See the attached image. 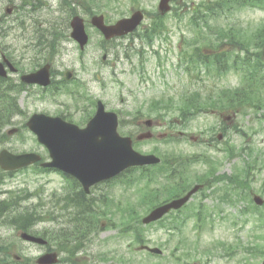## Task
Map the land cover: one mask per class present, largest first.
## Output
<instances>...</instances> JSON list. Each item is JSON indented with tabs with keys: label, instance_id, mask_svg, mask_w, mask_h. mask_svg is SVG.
I'll use <instances>...</instances> for the list:
<instances>
[{
	"label": "rangeland",
	"instance_id": "1",
	"mask_svg": "<svg viewBox=\"0 0 264 264\" xmlns=\"http://www.w3.org/2000/svg\"><path fill=\"white\" fill-rule=\"evenodd\" d=\"M200 0H180V3L195 4ZM158 0H100L98 3L102 8V13L106 15L107 20L115 21L117 18L125 15L131 5L134 3L142 9L152 11L157 8ZM60 5V0H48L46 8H42L39 11L30 13L27 12L21 14L24 19V25L26 28L25 35L29 34V31L37 25V20L40 19L41 22H63L66 15L60 13L57 9ZM176 3H174V6ZM6 4H0V16H4L7 21H9L12 26L15 25L17 21V11H13L10 14H5ZM94 10V6L90 4ZM185 12L188 11V6H184ZM77 12L81 15L87 24L86 28L90 35V42L86 49L83 51V55L80 56L79 48L73 40H65L62 44V53L56 57L53 66L55 69L66 70L70 69L73 72L74 78L82 81L88 88L90 95L93 99H101L106 108L113 110L118 113L119 120H128L131 118V113L134 112L136 108H140V114L145 117H152L154 113L149 112V106L153 99L166 98L168 96H173L177 98L185 90L199 89L201 86V80L191 79L187 76L182 69H178V50L182 44V38H190L193 32L190 26L187 24L188 14H186L185 19L182 22H175L172 18V11L166 14L168 34L166 39L158 38L155 40L153 47H148L144 45L141 40L131 39L130 37L119 38L112 42V44L107 45V60L102 61L101 56L105 52L100 46V36L92 26H90L89 19L90 16L81 7L77 8ZM264 20V10L244 8L234 11L222 17L221 25L227 26L232 24H239L243 27H255L259 22ZM144 24L149 21L146 17ZM8 39L3 40L0 38V53L12 52L17 58L20 57L19 51L13 52V48H19L24 45V41L21 39L19 34L21 33L20 27L15 29H9ZM70 38V37H69ZM137 38V37H136ZM143 49V54L145 56V69L143 79L140 76V72H134L135 66H139V59L137 57V49ZM24 51L23 49H21ZM154 51L158 53L155 54ZM128 55H127V53ZM28 57V54H25ZM24 57L23 64H25L28 59ZM238 83V77L234 74H227L222 79L207 78L202 73V93L216 89L222 86H233ZM71 85V84H70ZM200 90V89H199ZM31 92L36 93L37 89L35 87L31 88ZM31 93L29 96L22 93L18 97V102L20 106L26 110L27 114L33 112H45L47 114L55 115L60 111L66 109V103L72 101L69 95L61 94L56 95L54 98L48 97H37ZM40 94V93H38ZM74 118H83L84 112L82 111H71ZM176 116L173 112L169 113L165 122L161 124L160 127L155 129V135L148 141H141L139 144L134 145L135 149L140 152H150L155 146L159 150H181L188 154L193 152H199L200 150L212 153L216 157L220 158L222 163L219 166L218 171L225 173L227 175L238 173L242 167H244V161L256 162L257 168L253 170L254 180L249 182L250 189L244 192H236L240 197L243 198L241 201H237L236 204L228 206L225 203L220 204V202L213 196L207 197L204 203L209 207L213 208L215 205H221L225 214H232V220H238L237 225L231 226L230 222L216 223L213 230L205 231L202 234V242L204 246H210L212 243L219 241H225L227 243L236 242V238L240 242L246 243L248 240H253V226L250 223L242 224L241 219L244 217L239 212L240 208L244 205H248L249 199L252 198V193H258L264 190V119L262 120L258 116L253 114L246 115L244 117L237 116L238 125L247 131V135L241 136L237 135L233 143L236 146L237 157L232 159H227L224 153H216L214 150H209V148L199 145L198 142L191 144L188 139L177 143H172L166 145L162 142L161 138L164 135L176 134L180 135L179 132H185L188 134L196 135L199 133L201 127L202 130L213 123V116L211 113H203L196 115L189 122L188 127L185 129H176L175 125H168V119L176 120ZM16 126H20L21 118H16ZM11 126H6L4 130H7ZM138 128L136 126H126V124L119 123L120 132L128 135L129 133L136 137L139 133L144 132L143 128ZM186 138V137H185ZM246 145L248 148L240 155V146ZM6 147L8 149H17V151H36L42 153L45 151L44 147L41 146L36 140L35 136L26 131L24 133V139L16 137V135L9 136L7 140L0 144V149ZM244 178V173H238ZM34 179L36 183H44L46 179H50L51 183L47 190L53 187L59 186L60 182L56 174L49 175H34L32 169L26 173V175L20 174L15 181L9 182L7 185L0 184V189L7 190L15 188H22L27 186H34L32 183ZM245 179V178H244ZM217 186V185H216ZM264 192V191H263ZM3 195V194H2ZM0 195V197L2 196ZM126 195V194H125ZM124 195V196H125ZM261 195V194H260ZM262 196V195H261ZM264 197V196H263ZM124 200V197H123ZM23 204H31L30 201H23ZM46 225L41 224L38 228H43ZM114 231L106 230L100 233L96 237V242L91 244V250L95 251L100 245V238L113 234ZM149 236L151 238L152 245L162 244L164 249V254L161 257H149L144 253H136L133 256L137 259V262H143L148 264H177L172 258L170 253L172 250V244L167 243V233L161 229H152L149 231ZM0 240L10 241L14 240L15 229L12 226L6 225L3 222L0 223ZM99 238V240H97ZM11 242V241H10ZM259 244L264 243L263 239H258ZM20 245V249H19ZM202 245V247H203ZM19 249V250H18ZM42 249L33 245H28V243L23 242L21 239L17 240L16 247L10 250L11 254L22 252L31 257H37L41 254ZM202 252L201 249L198 250ZM197 251V252H198ZM240 256L237 253L232 259L225 260L224 258L213 257L209 264H237L240 261ZM262 258L253 257L250 259L252 264H260ZM92 264H103V262L90 261ZM229 262V263H227Z\"/></svg>",
	"mask_w": 264,
	"mask_h": 264
},
{
	"label": "water",
	"instance_id": "2",
	"mask_svg": "<svg viewBox=\"0 0 264 264\" xmlns=\"http://www.w3.org/2000/svg\"><path fill=\"white\" fill-rule=\"evenodd\" d=\"M164 2L165 0L162 3ZM140 18V13H135L131 18L122 19L112 26H104L101 16L94 17L92 22L108 38L131 31L138 24ZM75 20L77 18L72 21V36L83 47L87 41V35L84 32L82 22ZM48 76V65H45L39 71L23 76L22 79L26 82L47 84L49 82ZM111 118L112 114L105 115L103 110L99 108L96 115L82 130L78 129L75 125L65 123L60 118H49L44 115L33 116L29 121V125L37 133L40 141L48 147L54 159L50 165L65 167L69 168V170L76 171L75 173H77L79 179L84 183H89L110 170L113 172L105 175H111L135 163L143 164L157 161L154 156H142L133 151L130 140L117 138L116 134L115 136L113 135L111 129L108 130L109 134L106 129L101 132L100 127L103 125L102 123L114 129L115 122H112ZM100 135H105V137L98 139ZM34 158L35 155L33 154L20 156L2 154L0 163L2 165L4 164V167H9L10 164L8 162L10 160L14 161L15 165H17L28 163ZM174 205H176V202L159 207L154 212L160 214ZM23 237L28 240L39 241L26 234H23ZM39 261L42 263L53 262L54 255H44Z\"/></svg>",
	"mask_w": 264,
	"mask_h": 264
},
{
	"label": "trees",
	"instance_id": "3",
	"mask_svg": "<svg viewBox=\"0 0 264 264\" xmlns=\"http://www.w3.org/2000/svg\"><path fill=\"white\" fill-rule=\"evenodd\" d=\"M10 3L15 2L16 0H7ZM19 3L18 5L21 8H26L27 6H30L31 8H35V4L37 3H42V1L44 0H18ZM235 0H228V1H224L223 4L218 5L217 3L212 4H207V3H202L199 4L197 7L193 8L192 10V22H194L196 24V22L199 19H202V22L205 23L206 21L210 22V21H216L219 16L221 15L220 12L222 11V9L224 8H233L236 7L238 4H234ZM255 3V2H254ZM259 4V2L257 3ZM255 4V5H257ZM202 11V15L200 14V12ZM211 15V16H209ZM209 16V17H207ZM160 30V26H156V27H152V31L150 32V35L147 36V41L149 43L152 42V35L155 32H158ZM233 29L230 28L228 30L225 31V29H222V33H220L219 38H227L229 44L231 45H240L241 49H245L247 50V44L243 43V39H241L240 37H238L237 35H235V33L232 31ZM61 35V33L59 31H57V29H55V33L53 36V39L50 40V42H48L47 44V51L42 55V57L40 58V60L42 61H46L48 60L53 53L56 51V47H57V40L59 38V36ZM201 44V45H200ZM215 46L213 47L214 50L213 52H207L205 53L203 48L201 50L202 47V43H191L190 44V48L187 50H184V52L182 53V59L184 60V63L187 64V66L185 67L187 69L188 72H195L197 71V73L199 72V69L201 68V64H202V69L205 70L206 74L208 76H216V75H220L222 73H224L227 69L230 68L229 65H227L226 63H229V61H232V59L230 60V55H228L227 53H224L222 50H220V43H216L214 44ZM238 59L237 62H243L245 63L247 58L244 57L242 58L240 55H238ZM35 60V59H34ZM37 63L39 64V58L36 59ZM263 61L260 57L256 58V61L253 65V71H251L249 73V79L252 81V83H254V85L256 86V89H251V90H238V91H221L219 94H217L216 97H212V95H209L207 97H202L201 98V94L199 90H193L191 92H185L183 94H181L178 97V100H174V99H170V103H178L180 105H183V107H180L181 109L186 108L189 109L191 107H189L188 105H194L192 108L193 109H198L199 106L196 107V105H200L202 104V107L205 106V104H209V103H218L221 104L223 109H228V108H242L240 111H242L244 114L247 112L246 107L248 105H252V104H260V105H264V67H262ZM34 65V64H33ZM35 66V65H34ZM5 94L0 92V99L4 101H1V110L4 113V115L7 117L10 116L11 114H13L15 111L18 110L16 104H12L14 103L13 100H10L9 102L6 101L5 98ZM157 103H162V100H158L155 101ZM244 107V108H243ZM255 109H257V107H255ZM9 118V117H7ZM152 197L154 196V193L150 194ZM152 201H150L149 204H151ZM135 206H133L131 203H129L127 205V207L125 209H122L123 212H131L134 211ZM97 216L94 215V221H96ZM18 223L20 225H22V227H24V229H26V223L24 221H18ZM80 224H87L86 222H78L77 225ZM62 230H64V235L62 237L66 238L67 236L70 235V233L68 231H66L67 229L65 228H61ZM77 231L82 230L81 227L76 228ZM60 231V229H59ZM56 236V233L52 236V238L54 240Z\"/></svg>",
	"mask_w": 264,
	"mask_h": 264
},
{
	"label": "flooded vegetation",
	"instance_id": "4",
	"mask_svg": "<svg viewBox=\"0 0 264 264\" xmlns=\"http://www.w3.org/2000/svg\"><path fill=\"white\" fill-rule=\"evenodd\" d=\"M11 61H12V63H13V60H11ZM20 75H21V73L18 71V68H17V71L14 72V73H11V74L9 75V77L6 78V81H8V82H12V81H11V78H12L14 81H16V82L19 83L18 80L20 79ZM60 75H61V74L58 73V76H60ZM180 185L184 186L183 184H180ZM198 218H199V219H202V216H198Z\"/></svg>",
	"mask_w": 264,
	"mask_h": 264
},
{
	"label": "bare ground",
	"instance_id": "5",
	"mask_svg": "<svg viewBox=\"0 0 264 264\" xmlns=\"http://www.w3.org/2000/svg\"><path fill=\"white\" fill-rule=\"evenodd\" d=\"M39 6H41L40 3L35 4V9L39 8ZM32 63H33L35 66H38V63H37L36 60H32ZM7 212H8V211H7L5 208L0 207V215H1V216H5V215L7 214ZM81 228H82V230L84 231V226H83V224L81 225Z\"/></svg>",
	"mask_w": 264,
	"mask_h": 264
}]
</instances>
